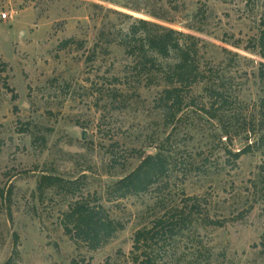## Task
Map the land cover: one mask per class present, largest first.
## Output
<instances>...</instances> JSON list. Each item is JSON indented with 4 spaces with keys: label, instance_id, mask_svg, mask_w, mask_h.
<instances>
[{
    "label": "rangeland",
    "instance_id": "rangeland-1",
    "mask_svg": "<svg viewBox=\"0 0 264 264\" xmlns=\"http://www.w3.org/2000/svg\"><path fill=\"white\" fill-rule=\"evenodd\" d=\"M173 1L0 0V264H130L137 230L165 204L186 203L199 204L196 213L183 231L155 238L154 264H264V0ZM137 19L196 38L202 72L227 89L239 116L231 139L195 106L168 123L157 67L120 44ZM205 84L194 87L197 106ZM169 135L167 198L157 202L154 189L109 197ZM247 147L239 159L231 153ZM44 173L86 174L78 192L100 197L124 227L101 248L78 247L59 222L66 196L38 195Z\"/></svg>",
    "mask_w": 264,
    "mask_h": 264
},
{
    "label": "trees",
    "instance_id": "trees-1",
    "mask_svg": "<svg viewBox=\"0 0 264 264\" xmlns=\"http://www.w3.org/2000/svg\"><path fill=\"white\" fill-rule=\"evenodd\" d=\"M169 1L175 3L173 0ZM153 15L164 18L158 12ZM136 21L130 27V36L121 39L120 44L135 60L157 67L159 82H164L165 87L159 93L156 104L164 111L168 123H172L177 114L187 106H195L210 119L218 121L222 137L231 139L233 130L241 123L239 116L227 89L221 84L212 82L205 72H202L196 38L191 34L145 19ZM190 40H193L191 44ZM258 46L259 53L264 58V30ZM258 76L263 93L258 105V117L260 127L264 129V62L260 65ZM203 82L206 83L203 88L205 93L202 95L200 106H197L194 87ZM242 116L244 121L248 120V115L242 114ZM170 138L171 135L161 142L156 154L141 155L142 160L136 168L114 181L108 190L109 197L125 198L145 194L154 189L157 202L165 200L171 193V179L166 174L172 158ZM248 147L231 153L239 159L248 151ZM84 177L86 174L81 178L70 179L58 174L44 173L38 179L37 192L40 197L45 196L49 191L59 195L64 194L68 202L67 209L59 216L60 224L78 247L84 243L89 249L96 250L107 244L124 225L110 216L100 197L95 196L90 199L89 195L78 192L79 182ZM189 199L194 201L198 197L193 196ZM169 205L163 206L161 210L164 211L163 215L157 218L151 228H140L135 233L130 264H140L141 258L145 264H154L152 252L155 238L164 231L171 235L183 231L199 206L195 203H186L182 208L175 206L169 210Z\"/></svg>",
    "mask_w": 264,
    "mask_h": 264
},
{
    "label": "built area",
    "instance_id": "built-area-1",
    "mask_svg": "<svg viewBox=\"0 0 264 264\" xmlns=\"http://www.w3.org/2000/svg\"><path fill=\"white\" fill-rule=\"evenodd\" d=\"M10 17H11V15L9 13H7V12H5V13L2 14V18L3 19H8Z\"/></svg>",
    "mask_w": 264,
    "mask_h": 264
}]
</instances>
